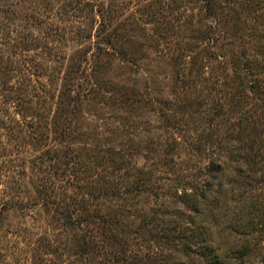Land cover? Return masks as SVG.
Here are the masks:
<instances>
[{
    "label": "trees",
    "instance_id": "16d2710c",
    "mask_svg": "<svg viewBox=\"0 0 264 264\" xmlns=\"http://www.w3.org/2000/svg\"><path fill=\"white\" fill-rule=\"evenodd\" d=\"M103 1L62 0L57 10L70 20L72 12L83 13L97 25L84 35L96 38L97 62L134 61L135 48L118 43L108 28L112 19L105 16L113 18L116 9H96ZM201 1L208 42L182 59L168 96L112 82L96 67L80 81L73 65L57 94L35 93L28 74L19 70L15 78L17 67L0 62L1 92L32 110L25 123L37 130L46 124L40 133L71 142L63 153L55 150L61 177L38 188L36 203L12 201L13 194L3 205L49 214L39 236L40 264L50 263L48 253L55 264H264V30L256 43L239 42L243 28L256 29L240 8L247 0ZM233 12L230 30L226 18ZM94 100L125 110L149 106L156 116L147 129L155 145L149 164L138 165L122 144L143 127L118 121L117 145L100 140L97 124L83 129L84 105ZM76 141L83 146L74 148Z\"/></svg>",
    "mask_w": 264,
    "mask_h": 264
},
{
    "label": "rangeland",
    "instance_id": "374dc122",
    "mask_svg": "<svg viewBox=\"0 0 264 264\" xmlns=\"http://www.w3.org/2000/svg\"><path fill=\"white\" fill-rule=\"evenodd\" d=\"M44 1H49L48 8L41 0H0V62L17 67L11 72L15 78L19 70L22 75L28 74L35 84V93L51 89L57 94L66 70L73 65L72 73L76 68L79 71L76 79L80 81L96 67L98 75L112 82L168 96L183 69L182 59L189 60L196 54L197 45L208 42L202 35L209 19L202 15L201 0H104L103 5L96 4V9L106 8L107 14L109 8L116 9L113 18L105 16L106 22L112 19L108 28L116 31L118 43L135 48V60L121 62L113 57L111 63L105 64L108 59L103 56L97 62L92 54L94 34L92 38L84 37L92 30L95 33L97 25L86 21L83 13L72 12L75 15L72 20L61 16L57 9H61L62 0ZM240 3L241 9L249 11L247 23L256 29L246 26L238 41L256 43L254 37L264 30V0ZM235 16L233 12L226 18L230 30L236 25ZM1 90L0 86V264H40L38 258L44 255L39 250V236L52 221L49 214L43 208L38 213L27 214L17 209L6 210L3 205L13 194L18 195L12 201L36 203L38 188L61 177L60 173L56 174L55 150L63 153L65 145L71 142L59 143L53 135L40 133L48 130L46 124L38 130L31 128L25 122L29 121L32 110H23L24 103L17 105V100L4 96ZM149 109V106H135L125 110L94 100L85 103V117L80 120L83 129L88 124L96 128L97 124L100 140L106 138L108 143L111 140V145H117V139L123 136L116 127L118 121L143 127L145 130L134 141L127 142L130 147L122 140L124 147L135 153L138 165L143 166L150 163L155 147L147 139L152 133L147 132L149 124H154L156 118ZM105 124L108 131H104ZM72 145L76 149L83 146L78 141ZM46 255L52 261L49 264H55L52 253Z\"/></svg>",
    "mask_w": 264,
    "mask_h": 264
}]
</instances>
